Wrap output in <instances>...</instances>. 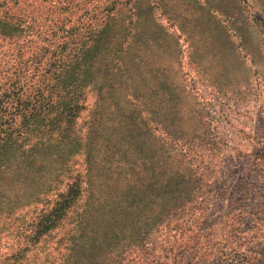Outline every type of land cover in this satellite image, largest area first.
<instances>
[{
  "label": "rangeland",
  "instance_id": "obj_1",
  "mask_svg": "<svg viewBox=\"0 0 264 264\" xmlns=\"http://www.w3.org/2000/svg\"><path fill=\"white\" fill-rule=\"evenodd\" d=\"M19 18V29L2 32ZM116 54L133 95L113 73L120 68L110 70ZM139 57L172 66L168 79L192 89L183 94L189 115L175 124L181 131L166 149L168 203L152 197L153 210L130 201L125 215L86 213L78 202L57 210L56 224L41 236L33 228L38 208L53 201L42 195L37 204L36 178L57 195L84 173L85 155L55 146V154L44 150L39 158L45 165L38 174L22 172L20 183L30 188L24 215L0 205V264H264V0H0V93L6 76L18 75L27 88L46 78L41 85L55 91L56 103L77 102L75 121L92 118L87 162L113 146L120 166L132 164L129 142L142 111L132 98L159 112L167 97L153 73L140 81ZM155 122L165 124L163 117ZM17 140L12 134L13 147ZM65 155L71 164L63 169ZM11 177L1 183L12 187Z\"/></svg>",
  "mask_w": 264,
  "mask_h": 264
},
{
  "label": "trees",
  "instance_id": "obj_2",
  "mask_svg": "<svg viewBox=\"0 0 264 264\" xmlns=\"http://www.w3.org/2000/svg\"><path fill=\"white\" fill-rule=\"evenodd\" d=\"M18 20H20L19 23L14 25L7 22L2 32L19 29L22 20L21 18ZM139 51V47L133 49L131 51L132 56H135L136 52ZM146 53L151 55L150 50ZM136 63L137 70L145 72L140 81L147 84V72L153 73L159 77V83L164 87V93L167 97H160L159 112L156 110L147 111L144 105L140 104V101L132 98V103L138 108L141 107L142 111L137 133L132 136V140L129 142L131 146L129 156L132 164L124 168L119 165L117 152L113 146L107 147L102 155L91 154V162L86 161L90 145L93 144V139L86 137V132L89 131L86 124L89 123L88 125H90L92 118L84 119L83 122L79 123L75 121L79 118L75 112L82 109V106H78L77 102L74 107L66 106L68 101L64 100L61 101V104L60 102L56 103L55 91H49L47 85H41L43 81H47L46 78L38 79L35 85L27 88L20 86L18 75L6 76L10 81L6 84L4 91L0 93V205L4 204V208L6 207L9 213L15 212L24 215L22 213L26 210V196L28 195L26 193L29 192L30 188L26 185L27 183H20L27 178L22 175V172L25 168H30L32 173L38 174L45 165L42 160H39L46 154L44 150L47 153L55 154V146L66 147L72 149L74 155L78 153L85 155L84 168L82 169L84 173L72 177L76 181L70 184L67 190H60L57 195L54 194L55 188L44 186L40 182V178H36L32 195L35 194V199L38 200L37 204L41 205L40 198L42 199V195L51 198H46L45 202L53 201L52 208L45 211L43 208H38L39 212L33 228L41 236L50 232L56 224L57 210L61 208H64L63 211L68 210L78 202V209L81 208L86 213L110 212L125 215L130 212L128 210L130 201L136 205L147 202L153 210L157 208L154 207L155 202L152 197L158 196L160 201L164 200L159 202L161 206L168 203L171 186L168 182L167 163L169 162V155L166 149L176 138L174 133L181 131V129H176L175 124L185 115H189L185 109L186 101L183 94L192 89H177L173 80L168 79V77L172 79L175 76L172 66H159L150 62L149 57H141V59L139 57ZM114 67L120 68L117 72H113L114 75L121 80L122 84L126 85L133 95L132 91L135 86L130 82L132 76L125 70L126 64L122 62L120 54H116L115 60L110 65V70H114ZM92 86L97 87L96 90H98V84L95 80L92 81ZM66 107H68V111L64 113V117L55 121L53 114L57 113L58 119ZM190 111L194 113L192 107ZM44 114L45 116L51 115L48 118H43ZM161 117L165 120L164 125L155 122ZM67 123L69 124L67 125ZM172 125L175 127L174 130ZM52 130L55 131V135L49 136L48 134ZM15 133L18 134L20 140H17L16 146L13 147L10 137ZM66 157L67 155H65ZM12 163H15L14 169L11 168ZM70 164V159L66 158L62 166L63 169H66L67 165ZM6 174L12 175L10 180L11 186L14 184L12 187L1 183ZM64 175L66 172L62 173V176ZM32 177L31 175L28 179H32ZM14 190L16 191L14 195L17 196L8 199V193H12ZM20 195L21 198H19ZM55 199L57 200L55 201ZM12 231L18 237L26 238L24 228L13 225ZM19 243L27 245L28 242L21 241ZM25 250L26 248L22 249V251Z\"/></svg>",
  "mask_w": 264,
  "mask_h": 264
}]
</instances>
